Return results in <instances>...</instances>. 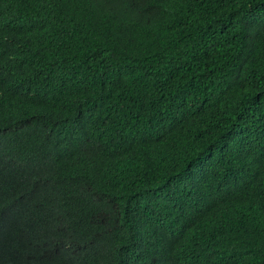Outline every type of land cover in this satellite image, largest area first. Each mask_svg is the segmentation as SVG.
<instances>
[{
    "label": "trees",
    "instance_id": "1",
    "mask_svg": "<svg viewBox=\"0 0 264 264\" xmlns=\"http://www.w3.org/2000/svg\"><path fill=\"white\" fill-rule=\"evenodd\" d=\"M11 85L22 107L0 168L28 171L35 145H22L41 129L59 144L46 179L60 171L78 196L75 218H38L60 264H98L114 245L126 256L115 232L139 250L141 232L105 223L184 219L214 177L236 226L210 213L194 246L224 250L186 264H264V0H0V92Z\"/></svg>",
    "mask_w": 264,
    "mask_h": 264
},
{
    "label": "clouds",
    "instance_id": "2",
    "mask_svg": "<svg viewBox=\"0 0 264 264\" xmlns=\"http://www.w3.org/2000/svg\"><path fill=\"white\" fill-rule=\"evenodd\" d=\"M15 29L14 32H18ZM10 95V103L2 112L3 127L0 129V145L4 141L8 146L14 136L15 128L12 117L17 115L22 107V94L17 86L11 85L0 92V104ZM24 119L21 117V124ZM10 138L8 139V136ZM31 139L22 145V151L27 152L28 143L33 148V161L28 171L23 170L22 161L0 168V264H60L52 251L55 247L49 245L52 238L51 230H40L39 216L50 213L66 214L67 218L76 217L78 196L72 189L57 185L56 178L46 179V170L60 166L57 151L59 144L46 132L34 130L29 134ZM65 166L73 168L68 160ZM93 184L85 185V191H91ZM58 189V190H57ZM196 207L190 208L184 219L173 215L153 212L156 223L153 227L129 224L138 217L124 219L121 216L113 218L114 232L136 229L143 236L141 247L136 251H127L122 242L115 238L117 245L126 256L121 255L114 245L116 254L108 253L98 264H186L187 256L200 253L213 256L222 253L224 245L220 242H210L204 247L196 248L199 241L198 229L212 212L225 214L231 220V226H236L233 219L231 192L221 177H214L204 182L197 191ZM155 234L154 240L153 235ZM35 235L32 244L28 236ZM114 244V242H113Z\"/></svg>",
    "mask_w": 264,
    "mask_h": 264
}]
</instances>
